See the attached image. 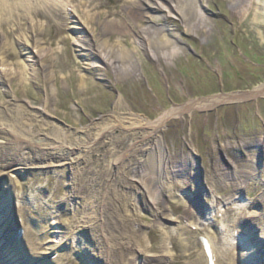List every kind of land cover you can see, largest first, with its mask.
<instances>
[{
	"label": "rangeland",
	"instance_id": "1",
	"mask_svg": "<svg viewBox=\"0 0 264 264\" xmlns=\"http://www.w3.org/2000/svg\"><path fill=\"white\" fill-rule=\"evenodd\" d=\"M254 1L253 10L242 8L240 14L242 5L233 8L228 0H196L200 14L187 23L154 14L137 18L134 7L150 10L141 9L144 0L40 1V7L61 8L34 19L40 53L50 51L33 63L23 62L29 18L15 33L9 34L11 22L3 25L0 109L19 122L26 112L39 115L36 124L67 149L77 138L92 142L77 163L48 150L47 157L1 176L20 208L27 246L34 245L35 253L52 246L54 257L63 259L55 264H207L199 243L203 237L216 264H231V255H238L233 235L238 220H252L251 229L240 231L241 240L263 243L264 95L167 120L157 133L162 152L153 150L151 157L145 152L153 140L134 145L131 131L114 130L94 141L98 130L116 120L152 122L190 100L250 92L264 83V0ZM146 26L151 37L159 29L170 31L178 39L177 56H150L142 40ZM99 45L133 48V73L115 80L112 69L98 64ZM79 77L85 84H78ZM123 154V163L116 164ZM150 179L160 181L155 203L144 189ZM108 182L101 201L97 189ZM99 206H108L112 219L105 211L102 216L116 223L127 245L110 248L109 255L103 229L85 219Z\"/></svg>",
	"mask_w": 264,
	"mask_h": 264
},
{
	"label": "bare ground",
	"instance_id": "2",
	"mask_svg": "<svg viewBox=\"0 0 264 264\" xmlns=\"http://www.w3.org/2000/svg\"><path fill=\"white\" fill-rule=\"evenodd\" d=\"M42 2L44 4L45 0H0V29H3V25L7 22H11L13 27L10 28V33H15L23 29V23L21 22L24 17L29 18L30 21V34L24 37V60L23 62H35L44 60L47 57V51L41 54L40 52L44 51L43 48L39 47V41L37 39L38 28L40 27L37 23L34 22V19L39 16L40 13L45 12L46 10H50V12L58 11L56 8L58 5H50V7L43 6L40 7L37 2ZM183 0H144V5L141 6V9H150L149 11L140 12L138 11L137 7L133 8L132 14L139 17L151 18L154 14V17H171V18H179L184 23L192 21L195 19L196 15H199L200 12L198 11V5L196 0H184L185 6L189 3L188 8H182ZM254 0H228V3L231 7L235 8L238 5H242L239 8V13L243 14L245 12L242 8L247 10L254 9ZM49 3V2H48ZM133 5V4H132ZM154 9V10H153ZM242 9V10H241ZM153 10V11H152ZM188 10V14L185 12ZM260 10V9H259ZM156 12V13H155ZM59 14V12H58ZM190 14V15H189ZM195 15V16H194ZM258 15V12H254V19L253 22L257 25L258 22L255 21V17ZM117 24L116 21H112ZM200 22V21H198ZM119 24V28H121V24ZM123 26V25H122ZM123 29H121L122 31ZM142 31V40L147 47V52L150 56L155 59H162V60H170L177 56V52L180 50L178 39L170 32L164 30H158V34L154 37L149 35V27H143ZM148 33V34H147ZM151 34V33H150ZM7 36V35H6ZM62 40V39H61ZM50 46V44H48ZM36 48V53L32 54L30 49ZM118 51V52H117ZM117 51L113 48H109L105 45H99V56L98 64L101 66H108L113 71L114 79L118 80L124 76L131 75L134 71V61H132L130 57V53H133V48L122 47L117 49ZM99 67V66H98ZM96 68V67H95ZM78 84L82 85L85 84V79L79 77L77 79ZM256 95H264V83L259 84L250 92H237L235 94L230 95H215L210 96L203 99H195L190 100L185 104L180 106L171 107L168 110L163 111L154 121L152 122H140L133 118H123L122 120H116V123H113L111 126L98 130L96 134V138L94 141L104 135V133H110L114 130H126L131 131L133 137V144L147 142L149 139L153 140L152 148L146 150L145 157L153 156V150L157 152V154L162 152V145L157 138V133L159 128L169 119L177 118L181 114L189 111L191 109H209L216 104L224 101H231V100H239L244 98L253 97ZM117 106L114 108L116 109ZM39 114V113H38ZM9 113L5 110L0 109V180L3 181L1 177L5 172H15L17 171L21 165H25L30 159L33 158H41L47 157V154H51L52 156H59L64 157L63 160H68L70 163H77L78 159H83L87 154L90 153L92 146L91 143L87 140L82 139H74L72 142V146L65 148L63 141L57 140L52 137H48L45 133L44 127L39 123L36 124L37 121L40 122L41 118L37 114H33V112L29 111L26 112L25 117L23 120L19 122L16 119H11ZM38 118V119H37ZM11 119V120H9ZM34 122V124H33ZM43 125H46L45 123ZM33 128H38L41 130H33ZM44 129V130H42ZM49 140V141H48ZM45 142V143H44ZM50 142V143H49ZM46 145L47 149L44 151L42 146ZM50 152H49V151ZM49 152V153H48ZM50 155V156H51ZM125 154H123L120 159L116 160V164L120 165L123 163L125 159ZM161 157V156H160ZM149 159V158H148ZM59 165V164H58ZM122 166V165H121ZM136 172V171H135ZM94 179L90 180L93 183ZM149 180V179H148ZM141 182V181H140ZM158 180L150 179L148 184L146 185L145 192H147L152 202L155 203V196L156 192L158 191L157 188L159 187ZM110 185L108 182L103 190L97 189L98 194L102 197H99L101 201H104L103 195L105 194L106 188ZM101 192V193H99ZM102 194V195H101ZM101 206V205H100ZM98 209L92 210L87 212L85 215L86 222L92 225H97L99 223L100 227L103 229V237L107 242V255H109L110 248H124L126 247V243L123 242V238L117 232L116 223L112 220L109 221L108 219H104L102 216L103 211L110 216L112 219V213L107 212L108 206L105 208L100 207ZM160 211L163 210V207H159ZM5 223H0V228L5 230V227L10 226V230L14 229V224L11 223V218L5 215ZM250 222L251 221H247ZM250 223H247L248 229H251ZM79 229V228H78ZM251 231V230H250ZM76 233L79 234L78 230H75ZM81 232V231H80ZM17 234V232H16ZM122 238V239H121ZM17 239L15 238L12 244L9 242L11 248L7 249L8 255L5 256V253H0V264H5L7 258H11L14 255V250H18ZM98 242H96L97 244ZM2 242L0 241V246ZM6 248L8 247L7 245ZM3 247V246H2ZM5 248V249H6ZM105 249V248H104ZM204 253V252H203ZM23 259L26 264H30L34 260H38L40 263H45L44 257L40 254H33V253H25ZM11 256V257H10ZM244 255L241 254L239 257V262L243 261L245 258ZM229 257V256H228ZM17 258L21 259L20 257L16 258L13 256L10 261V264H18V262H13L17 260ZM204 258V257H203ZM231 259H234L233 254L231 255ZM179 263V257L173 256V262ZM238 261L230 262L231 264H238ZM203 262V261H202ZM36 264V262H33ZM7 264V263H6Z\"/></svg>",
	"mask_w": 264,
	"mask_h": 264
}]
</instances>
